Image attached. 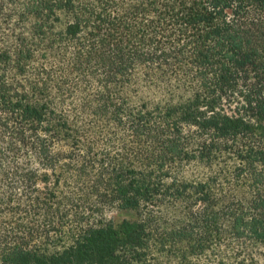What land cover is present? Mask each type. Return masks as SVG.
<instances>
[{"label": "trees", "instance_id": "16d2710c", "mask_svg": "<svg viewBox=\"0 0 264 264\" xmlns=\"http://www.w3.org/2000/svg\"><path fill=\"white\" fill-rule=\"evenodd\" d=\"M263 247L264 0H0V264Z\"/></svg>", "mask_w": 264, "mask_h": 264}, {"label": "rangeland", "instance_id": "374dc122", "mask_svg": "<svg viewBox=\"0 0 264 264\" xmlns=\"http://www.w3.org/2000/svg\"><path fill=\"white\" fill-rule=\"evenodd\" d=\"M109 215L115 222H119L123 218H131L133 214L131 212H127V211L113 210V211L109 212ZM259 260H260L261 264H264V247L261 248Z\"/></svg>", "mask_w": 264, "mask_h": 264}]
</instances>
